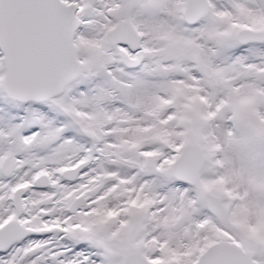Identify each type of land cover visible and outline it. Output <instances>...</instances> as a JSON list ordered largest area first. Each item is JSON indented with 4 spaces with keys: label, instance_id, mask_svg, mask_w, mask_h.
Wrapping results in <instances>:
<instances>
[{
    "label": "snow or ice",
    "instance_id": "6c2138e0",
    "mask_svg": "<svg viewBox=\"0 0 264 264\" xmlns=\"http://www.w3.org/2000/svg\"><path fill=\"white\" fill-rule=\"evenodd\" d=\"M0 264H264V0H0Z\"/></svg>",
    "mask_w": 264,
    "mask_h": 264
}]
</instances>
